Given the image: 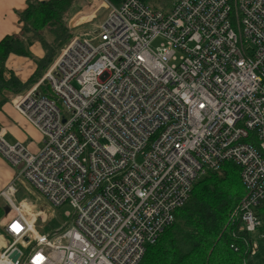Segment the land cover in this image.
Returning <instances> with one entry per match:
<instances>
[{
  "label": "built area",
  "instance_id": "obj_1",
  "mask_svg": "<svg viewBox=\"0 0 264 264\" xmlns=\"http://www.w3.org/2000/svg\"><path fill=\"white\" fill-rule=\"evenodd\" d=\"M93 1L105 18L74 33L12 100L40 132V148L9 143L0 130V155L16 169L0 191V228L11 239L0 264H139L193 182L225 161L238 166L245 189L236 217L255 233L264 197V0H170L167 11ZM20 179L49 205L72 207L51 232L34 224L46 226L53 212L29 213L16 199ZM256 248L252 241L251 254Z\"/></svg>",
  "mask_w": 264,
  "mask_h": 264
},
{
  "label": "trees",
  "instance_id": "obj_2",
  "mask_svg": "<svg viewBox=\"0 0 264 264\" xmlns=\"http://www.w3.org/2000/svg\"><path fill=\"white\" fill-rule=\"evenodd\" d=\"M77 1L26 0L25 8L17 13L20 32L0 39V109L41 77L54 53L74 34L68 20L79 6ZM108 1L118 5L124 0ZM141 1L156 9L167 11L171 7L170 0H164L163 7L155 4L163 0ZM34 42L41 44L44 55L33 58L36 70L26 82H21L5 63L10 54L32 58L30 46ZM220 170V174L210 172L193 182L187 201L174 212L173 222L159 238L146 246L139 264H259L253 259L255 253L251 254L250 245L264 239V197L255 207L261 225L255 233H249L236 217L237 206L245 195L239 168L234 162L225 161ZM5 210L0 201V218Z\"/></svg>",
  "mask_w": 264,
  "mask_h": 264
},
{
  "label": "crops",
  "instance_id": "obj_3",
  "mask_svg": "<svg viewBox=\"0 0 264 264\" xmlns=\"http://www.w3.org/2000/svg\"><path fill=\"white\" fill-rule=\"evenodd\" d=\"M25 6L26 0H0V39L5 35L20 32L21 24L17 13ZM30 52L36 58H41L44 54L38 42L30 46ZM5 64L21 82H26L36 70V63L26 56L10 54ZM12 98L0 109V130L7 142H21L30 152L35 153L41 146L42 136L38 129L15 109ZM15 172L16 169L0 155V191L14 181Z\"/></svg>",
  "mask_w": 264,
  "mask_h": 264
},
{
  "label": "rangeland",
  "instance_id": "obj_4",
  "mask_svg": "<svg viewBox=\"0 0 264 264\" xmlns=\"http://www.w3.org/2000/svg\"><path fill=\"white\" fill-rule=\"evenodd\" d=\"M77 2H79L78 3L79 6L74 10V12L72 13V15L70 16V18L68 20L69 21V27L72 29L73 33L89 31L93 27V25H92L93 22H101L105 18V9L100 8L98 6L97 2H95L93 0H79ZM162 2L163 3H160V2L158 3V1H157V3H155V4L157 7H161V6L163 7V4H165L166 2L164 0ZM91 16H93L92 18H94L92 21H90L89 23L84 22L86 19L90 18ZM75 23H80V24H79V26H75ZM47 38L50 41V38L49 37H47ZM157 44H158V40L153 43V46H155ZM40 46H41V44H40ZM59 51H60V47L54 53L53 60L56 58ZM33 58H36V57H34L32 55L31 59H33ZM46 69H44V71H42L41 76L43 75V73L45 72ZM25 91H23V92H25ZM23 92H21V93H23ZM21 93H19V94H21ZM16 95H18V94H16ZM15 97L16 96L14 95L12 100ZM220 172H221V170L217 171V173H219V174H220ZM16 189H17L18 193L16 192L15 197L18 201L25 200L24 202H26V205H25V208H23V209L24 210L26 209L27 212L34 213L35 211H38L39 209H43V210L47 211L48 213H52V212L54 213L53 217L50 219V221L48 223L49 226L47 229L52 228L54 226L56 228L58 225H60L64 221V219H66V217H64L65 212H71L72 211V207L68 203H64V204L60 205L59 207L49 205L45 201V199H43V197L40 196L37 193V191L32 186H30L29 183H27L23 179H20L17 182ZM29 219L33 220V217H31ZM34 226H35V229L37 231H40V232H50L51 231V230L45 231L47 229H45V226H43L41 224V221H39L38 219L35 222ZM10 240L11 239H9L4 234H2V235L0 234V250L5 248L10 243ZM257 245H258V248H257L255 254L253 255V259L256 262H258L259 264H264V239L257 240ZM22 250L26 251L25 249H22Z\"/></svg>",
  "mask_w": 264,
  "mask_h": 264
},
{
  "label": "water",
  "instance_id": "obj_5",
  "mask_svg": "<svg viewBox=\"0 0 264 264\" xmlns=\"http://www.w3.org/2000/svg\"><path fill=\"white\" fill-rule=\"evenodd\" d=\"M18 251L15 249V250H13L12 251V253L10 254V258L13 260V261H15L16 259H17V257H18Z\"/></svg>",
  "mask_w": 264,
  "mask_h": 264
}]
</instances>
